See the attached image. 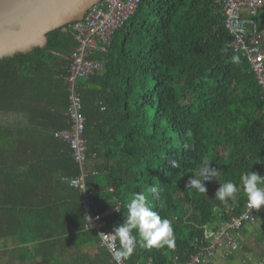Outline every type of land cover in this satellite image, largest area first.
<instances>
[{
    "label": "trees",
    "instance_id": "1",
    "mask_svg": "<svg viewBox=\"0 0 264 264\" xmlns=\"http://www.w3.org/2000/svg\"><path fill=\"white\" fill-rule=\"evenodd\" d=\"M224 19L216 0H142L111 48L92 55L105 61L84 77L101 84L94 116L78 82L86 184L100 211L120 206L107 228L127 218L134 193L147 194L174 226V248L138 247L127 264L188 262L204 225L244 210L241 174L264 165V92L244 53L229 45ZM77 45L70 24L51 32L46 47L0 59V114L17 118L0 120V239L18 237L0 246V264H116L85 226L82 190L70 182L82 167L55 135L70 127L66 77ZM204 161L219 174L199 193L187 183ZM228 180L241 190L220 201L215 193ZM152 185L157 193H148Z\"/></svg>",
    "mask_w": 264,
    "mask_h": 264
},
{
    "label": "built area",
    "instance_id": "2",
    "mask_svg": "<svg viewBox=\"0 0 264 264\" xmlns=\"http://www.w3.org/2000/svg\"><path fill=\"white\" fill-rule=\"evenodd\" d=\"M141 2L142 0H101L82 20L73 23L78 45L71 55L70 75L66 77L70 90V127L55 133L57 137L68 142L74 159L82 167L81 175L70 179V182L82 190L86 228L97 231L101 244L107 249L109 240L105 234L112 232L107 228V213L100 211L93 202L92 190L86 184L88 173L85 163L89 157L90 147L85 136L86 115L78 82L104 68V61L95 59L92 55L98 51L107 52L111 48L117 31L138 10ZM216 2L222 6L225 26L233 36L229 45L247 57L264 92V21L259 24L256 19L260 12L264 11V0H216ZM187 187L192 188L188 183ZM117 208L119 210L114 208V211L119 212L120 206ZM262 212L264 206L253 209L249 208L246 202L240 214L230 215L221 222L223 224L217 225L215 222L204 225L203 243L185 264H209L220 252L225 255L234 253L240 247L239 238L244 224L256 222L255 213ZM115 244L119 246L118 240ZM123 264L127 263L124 261Z\"/></svg>",
    "mask_w": 264,
    "mask_h": 264
},
{
    "label": "clouds",
    "instance_id": "3",
    "mask_svg": "<svg viewBox=\"0 0 264 264\" xmlns=\"http://www.w3.org/2000/svg\"><path fill=\"white\" fill-rule=\"evenodd\" d=\"M233 63H239V56H232ZM173 166H176L174 163ZM219 171L204 161L199 177L189 178L188 184L199 193H206L205 182L216 178ZM244 192L247 195L249 208L260 209L264 206V177L256 172H244L240 176ZM240 187L233 180L222 184L215 193V198L220 201L235 200L240 192ZM148 193H157L155 185L148 188ZM118 209V208H117ZM119 210V209H118ZM127 218L123 223L113 226L108 238V249L112 253L116 264H123L135 253L138 247L146 248H174V226L169 218L161 217L154 210L152 203L145 193H134L127 203ZM119 241V246L115 241Z\"/></svg>",
    "mask_w": 264,
    "mask_h": 264
},
{
    "label": "water",
    "instance_id": "4",
    "mask_svg": "<svg viewBox=\"0 0 264 264\" xmlns=\"http://www.w3.org/2000/svg\"><path fill=\"white\" fill-rule=\"evenodd\" d=\"M100 1L0 0V59L46 47L51 32L82 20Z\"/></svg>",
    "mask_w": 264,
    "mask_h": 264
},
{
    "label": "crops",
    "instance_id": "5",
    "mask_svg": "<svg viewBox=\"0 0 264 264\" xmlns=\"http://www.w3.org/2000/svg\"><path fill=\"white\" fill-rule=\"evenodd\" d=\"M256 19H257V22L261 24L264 21V11H261L259 16ZM250 67H251V64H250ZM251 71L254 73L252 68H251ZM256 80H257V77H256ZM257 83H258V80H257ZM81 86L83 89L87 90L85 94L87 95V98H88V104L89 105L93 104L92 107L89 108V113L91 112V115L93 114L94 116L96 114L94 106L97 105L96 100L98 98L97 91L100 90L101 84L98 81V79L89 80L88 78H84V79H81ZM89 168H92V169L96 168V161L94 160V158L89 160ZM263 170H264V165H261L260 169H258L256 173H259L262 175ZM114 208L115 207L109 208L108 210H106L107 215H112L114 213ZM216 222L217 223L215 224L217 225L223 224V223H218V220ZM241 233L242 235L239 238L240 248L232 255H225L223 252L218 253L214 259V262L210 264H264V212L259 213L257 215L256 222L245 223L242 228ZM17 239L18 237L16 236V244L18 242ZM4 241L7 242V239ZM150 263L151 262H148L147 264H150Z\"/></svg>",
    "mask_w": 264,
    "mask_h": 264
},
{
    "label": "rangeland",
    "instance_id": "6",
    "mask_svg": "<svg viewBox=\"0 0 264 264\" xmlns=\"http://www.w3.org/2000/svg\"><path fill=\"white\" fill-rule=\"evenodd\" d=\"M16 119L17 118L15 117V115H13V113H2V114H0V120L3 122H6V123L14 122V121H16ZM117 207L118 206H116L115 209H117ZM4 243H7L8 246L13 247L16 244V236L9 237L7 239V242H5L3 239H0V246H3Z\"/></svg>",
    "mask_w": 264,
    "mask_h": 264
}]
</instances>
